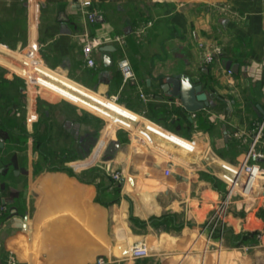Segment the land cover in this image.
<instances>
[{"label":"crops","instance_id":"crops-1","mask_svg":"<svg viewBox=\"0 0 264 264\" xmlns=\"http://www.w3.org/2000/svg\"><path fill=\"white\" fill-rule=\"evenodd\" d=\"M81 2L0 0V41L8 46L0 49V90L14 89L19 103L14 116L0 96V202L8 213L0 264H136L131 250L140 242L150 251L145 264H264V178L250 198L235 194L220 211L222 164L243 161L264 116V0ZM89 38L101 42L93 67L83 55ZM218 47L223 54L207 62ZM28 49L42 63L37 72L62 84L34 75L43 87L109 124L69 105L62 111L26 84L11 63L22 65ZM124 58L135 72L127 83ZM174 74L201 84L214 106L191 113L163 92ZM106 108L139 121L123 128L129 124ZM91 135L97 140L87 151ZM113 139L122 148L107 162Z\"/></svg>","mask_w":264,"mask_h":264},{"label":"built area","instance_id":"built-area-1","mask_svg":"<svg viewBox=\"0 0 264 264\" xmlns=\"http://www.w3.org/2000/svg\"><path fill=\"white\" fill-rule=\"evenodd\" d=\"M82 6L88 8L92 5L91 0H82ZM88 21L90 23H95L97 20V13L92 10L86 11ZM101 45V42L95 38H89L83 47V55L87 62V65L90 67L95 66V60L93 58V50ZM0 49L6 50L8 49L7 44L0 41ZM223 54V49L218 47L215 48L213 51H207L205 54V60L209 63L213 62L217 56H221ZM25 60L22 62V66L24 69H20L19 74L21 77L24 78L26 84L28 85H38L40 83L39 79L34 77V72L32 69H35L37 65L40 64L38 59V54L33 49H28L26 54L23 56ZM31 63L36 64L31 65ZM120 69L123 76V81L125 83L129 82L130 80L135 78V72L132 67V64L127 58H124L120 61ZM32 67V69H30ZM26 69V70H25ZM26 71L29 72L26 73ZM231 74V72H230ZM42 85V84H41ZM139 95L141 98H145V95L140 91ZM135 113V112H134ZM138 116L139 121L140 115L136 113ZM129 124V123H128ZM122 126V125H121ZM146 128L147 125L145 124ZM123 128H131L132 125L129 124L128 126H122ZM148 129V128H147ZM149 130V129H148ZM154 132L152 130H149ZM156 133V132H154ZM157 134V133H156ZM159 135V134H158ZM264 138V116L263 118L256 123L255 130L253 135L251 136V142L249 149L240 164L231 165V164H222V168L224 170L223 179L226 183L227 191L225 195V200L220 207V211H224L230 201L233 199L235 194L240 193L244 198H250L261 178H264V168L260 164V160L264 159V153L259 150V145ZM189 150L193 149V146H187ZM166 175L171 174V169L168 168L165 170ZM113 178L115 180L120 178V173L114 172ZM6 211V206L0 202V218L3 213ZM150 251L149 247L146 243L140 242L136 244L131 250V258L135 261L136 264H145V260L149 257ZM104 259H99L98 264H104Z\"/></svg>","mask_w":264,"mask_h":264},{"label":"water","instance_id":"water-1","mask_svg":"<svg viewBox=\"0 0 264 264\" xmlns=\"http://www.w3.org/2000/svg\"><path fill=\"white\" fill-rule=\"evenodd\" d=\"M226 67L228 70H231V72L237 73L239 71V64H233L231 61H227ZM34 75L37 77H42L47 80L53 81L55 84L62 85L57 80H53L52 78H49L48 76L44 74H40L37 72L36 69H33ZM149 82V80H148ZM162 90L163 92L169 93L173 97H178L183 105V107L191 112H197L199 110H202L207 107H213L214 103L209 100L208 95L203 91V86L201 84H197L192 82L191 78L186 74H174L172 76H169L166 78L165 83L162 84ZM73 91V90H72ZM78 95H81L85 99L97 103L95 100H92L91 98H88L86 96H83V94H80L77 92ZM99 104V103H98ZM101 105V104H100ZM104 107V106H103ZM107 111L111 114H113V119H124L127 123L134 125L136 124V121L123 116L122 114H119L117 112H114L113 110L106 108ZM260 116L264 114L263 110L259 108ZM4 147V143L0 141V148ZM122 148V144L118 139H113L109 145V147L105 150V161L110 162L112 161L119 151ZM264 194V191H263Z\"/></svg>","mask_w":264,"mask_h":264},{"label":"rangeland","instance_id":"rangeland-1","mask_svg":"<svg viewBox=\"0 0 264 264\" xmlns=\"http://www.w3.org/2000/svg\"><path fill=\"white\" fill-rule=\"evenodd\" d=\"M20 58H21V61L22 60L23 61L25 60V58L23 56L22 57L20 56ZM40 64H42V63L40 62ZM11 65H12L11 67L13 69H16V68H17V70H18V68L19 69H24L22 65H19L18 66L17 64H14V63H11ZM31 65L32 66L33 65L36 66V64H34V63H31ZM30 69H32V67ZM18 74H21V73L18 72ZM38 89H40L39 91H41L40 96L45 97V98H49V99H52L53 101H57V102L61 103L62 104L61 105L62 106L61 107V110L62 111H70V110H72V109H70L71 107H68V105H69V106H72L73 108H75L76 109V112L79 113V114H83V115L84 114H89L91 116L92 121H94V123H96L97 125L98 124H100V125L102 124V127H105V126H107L109 124V122L106 119H103L102 117H100V116H98V115H96V114H94V113H92V112H90V111H88V110H86V109L78 106V105H75L74 103H72V102H70V101H68V100H66L64 98L59 97L58 95H56L52 91H50L47 88L43 87L41 85V83H38V85L36 86V90H38ZM117 120H115V121H117ZM121 122L122 121H119V122L117 121V123H119V125L120 124L122 125ZM61 132H63V131H61ZM60 137H61V140L62 141L66 142L67 137L64 136V133L60 134Z\"/></svg>","mask_w":264,"mask_h":264},{"label":"trees","instance_id":"trees-1","mask_svg":"<svg viewBox=\"0 0 264 264\" xmlns=\"http://www.w3.org/2000/svg\"><path fill=\"white\" fill-rule=\"evenodd\" d=\"M0 96L1 97H5L6 100L9 101V105L12 107V109H14V113L13 115L16 116L18 115V107H19V103L16 101V99H14V89L12 88H5L3 87L2 90H0ZM10 97V98H9ZM9 98V99H7ZM11 109V111H12ZM180 116L186 121V123L188 124V128H192L194 126V124L190 121L189 117L185 115V113L183 111H181ZM9 140L11 143H18V137L16 135H14L13 133H8L7 134ZM11 155L10 152H8L5 156L8 158ZM8 216L7 210L3 213V215L0 218V222L3 221L6 217Z\"/></svg>","mask_w":264,"mask_h":264},{"label":"flooded vegetation","instance_id":"flooded-vegetation-1","mask_svg":"<svg viewBox=\"0 0 264 264\" xmlns=\"http://www.w3.org/2000/svg\"><path fill=\"white\" fill-rule=\"evenodd\" d=\"M89 138H90V140L88 142L89 144L87 145L88 146L87 151H89L91 149V147L95 144V141L97 140V138L92 136V135Z\"/></svg>","mask_w":264,"mask_h":264}]
</instances>
